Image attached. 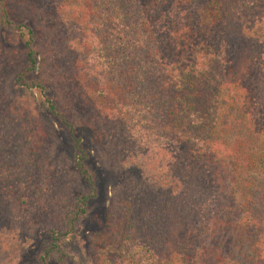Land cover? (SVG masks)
Instances as JSON below:
<instances>
[{"label":"trees","instance_id":"trees-1","mask_svg":"<svg viewBox=\"0 0 264 264\" xmlns=\"http://www.w3.org/2000/svg\"><path fill=\"white\" fill-rule=\"evenodd\" d=\"M78 128L114 179L88 264H264V0H0V232L36 264H77Z\"/></svg>","mask_w":264,"mask_h":264},{"label":"rangeland","instance_id":"rangeland-1","mask_svg":"<svg viewBox=\"0 0 264 264\" xmlns=\"http://www.w3.org/2000/svg\"><path fill=\"white\" fill-rule=\"evenodd\" d=\"M214 72H217L216 69ZM219 75V74H218ZM28 96V95H27ZM32 96H36L35 93ZM31 108L37 112H42V105L36 98L31 101L30 96L23 97ZM55 130H57L54 125ZM74 136L79 137L82 147L87 151L86 166L96 176V198L88 204V214L81 220L73 235L60 244L61 250L72 256L77 264H88L86 256L89 253V247L86 244V236L93 232L98 223L104 219L105 207L109 197L110 187L114 179L110 173L104 172L99 162L95 159L93 151L88 143L90 137L87 130L78 128L74 131ZM58 137L62 145L65 144V138L59 132ZM66 147L59 146L58 150L63 151ZM46 243V237L37 234L28 237H14L11 233L1 230L0 232V264H36V256ZM48 264H55L49 260Z\"/></svg>","mask_w":264,"mask_h":264}]
</instances>
